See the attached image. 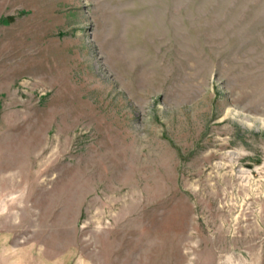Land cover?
Segmentation results:
<instances>
[{"label":"rangeland","instance_id":"obj_1","mask_svg":"<svg viewBox=\"0 0 264 264\" xmlns=\"http://www.w3.org/2000/svg\"><path fill=\"white\" fill-rule=\"evenodd\" d=\"M0 243L264 264V0H0Z\"/></svg>","mask_w":264,"mask_h":264},{"label":"crops","instance_id":"obj_2","mask_svg":"<svg viewBox=\"0 0 264 264\" xmlns=\"http://www.w3.org/2000/svg\"><path fill=\"white\" fill-rule=\"evenodd\" d=\"M5 249L7 248H3V245L0 243V264H15L18 259L11 257V251L6 252ZM35 256L33 262L29 264H38L39 262L41 264H66V254L63 251H58L56 254H47L44 252L37 253L35 249ZM26 261L28 262V260ZM21 264L23 263L21 262Z\"/></svg>","mask_w":264,"mask_h":264}]
</instances>
